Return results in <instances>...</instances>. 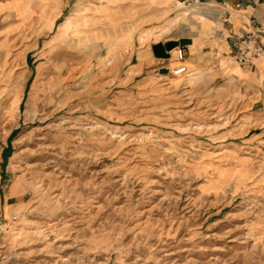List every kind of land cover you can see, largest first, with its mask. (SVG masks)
I'll use <instances>...</instances> for the list:
<instances>
[{"label":"rangeland","instance_id":"374dc122","mask_svg":"<svg viewBox=\"0 0 264 264\" xmlns=\"http://www.w3.org/2000/svg\"><path fill=\"white\" fill-rule=\"evenodd\" d=\"M109 1L130 45L53 40ZM151 1L0 0V264H264V115L208 48L172 74L195 13Z\"/></svg>","mask_w":264,"mask_h":264},{"label":"crops","instance_id":"0c3cea01","mask_svg":"<svg viewBox=\"0 0 264 264\" xmlns=\"http://www.w3.org/2000/svg\"><path fill=\"white\" fill-rule=\"evenodd\" d=\"M171 1L184 5L188 0ZM139 3L141 7H149L154 4L151 0H139ZM112 4L116 3L109 1L100 6L76 10L73 15H70L57 26L54 38L59 33L60 28L70 18L74 17L79 18V25L81 26L79 29L88 32V36L84 44L78 46L76 41L75 44L66 46L69 49L83 53L91 43L112 39L130 45L129 37L133 28L126 27V24L124 27L117 24L115 8L118 5L113 6ZM189 7L195 13L194 37H192V43L189 45L190 57L179 61L175 52L172 51L167 67L171 63L170 69L181 65L189 67V63L196 68L195 54L200 50L202 51V48L203 50L208 48L210 50L208 53H213L215 59L220 63L216 74H222V77L234 81L239 86L243 107L253 113L259 111L261 115H264V58L255 59L248 68H242L234 62L225 60L228 57L233 58L232 43L235 39L243 37L255 28L262 27L264 29V0H198L196 4ZM46 22H48L47 29H54L55 20H46ZM262 40L264 42V37ZM142 52L143 61L140 63L138 55L133 54L128 67L136 74H143L154 65H158L149 58L147 51L143 50ZM133 60H137L136 63Z\"/></svg>","mask_w":264,"mask_h":264},{"label":"built area","instance_id":"2783aa9c","mask_svg":"<svg viewBox=\"0 0 264 264\" xmlns=\"http://www.w3.org/2000/svg\"><path fill=\"white\" fill-rule=\"evenodd\" d=\"M198 0H188L186 4L192 6ZM264 29L262 27L255 28L248 32L243 37L235 39L232 43L233 58L236 64L242 68H248L252 65L255 59L264 58ZM177 59L183 61L185 53L182 46L176 48ZM187 68L185 66H178L173 71V75L179 76L186 74Z\"/></svg>","mask_w":264,"mask_h":264},{"label":"water","instance_id":"95a60500","mask_svg":"<svg viewBox=\"0 0 264 264\" xmlns=\"http://www.w3.org/2000/svg\"><path fill=\"white\" fill-rule=\"evenodd\" d=\"M188 40H179L176 42H168L164 45H156L153 47L154 54L157 58H169V52L179 46H183Z\"/></svg>","mask_w":264,"mask_h":264},{"label":"bare ground","instance_id":"6f19581e","mask_svg":"<svg viewBox=\"0 0 264 264\" xmlns=\"http://www.w3.org/2000/svg\"><path fill=\"white\" fill-rule=\"evenodd\" d=\"M74 17L70 18L61 28H60V31L59 33L57 34V36L54 38L55 41H58V42H62L65 37L68 35L69 31L74 27ZM174 51L175 52V56L177 58V53H176V48L175 49H172L171 52ZM234 59V58H233ZM185 66V65H183ZM178 67V66H177ZM187 68V66H185ZM176 68V67H175ZM175 68L173 69H170L171 72L173 73V71L175 70ZM188 72H186L187 74ZM179 76H182V75H179ZM11 108V107H10ZM11 110V109H10ZM14 110V109H13Z\"/></svg>","mask_w":264,"mask_h":264}]
</instances>
